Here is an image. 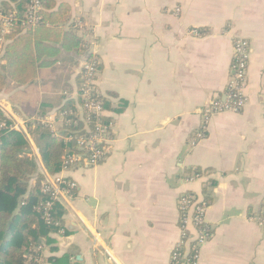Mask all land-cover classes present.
<instances>
[{
	"label": "crops",
	"instance_id": "crops-1",
	"mask_svg": "<svg viewBox=\"0 0 264 264\" xmlns=\"http://www.w3.org/2000/svg\"><path fill=\"white\" fill-rule=\"evenodd\" d=\"M65 1L71 11L61 26L82 38L85 54L63 52L30 83L10 82L0 92L8 117L41 113L59 130L53 114L74 88L83 57L100 66L110 152L95 166L62 172L76 188L44 256L68 255L69 264H169L181 237L179 198L193 191L208 198L204 225L211 230L195 264H264V0ZM236 38L247 42V103L213 115L208 136L191 141L207 103L222 98L232 78ZM25 133L28 156L45 178L36 139Z\"/></svg>",
	"mask_w": 264,
	"mask_h": 264
},
{
	"label": "trees",
	"instance_id": "trees-1",
	"mask_svg": "<svg viewBox=\"0 0 264 264\" xmlns=\"http://www.w3.org/2000/svg\"><path fill=\"white\" fill-rule=\"evenodd\" d=\"M29 3L30 0H0V10L9 16L10 22V31L4 35L5 43L0 52V92L7 90L10 82L13 86L30 83L37 77L40 68L53 66L63 52L78 59L87 51V45L74 30L61 26L70 14L69 2L42 0L36 12L37 22L24 24ZM84 61L94 62L95 70H99V63L92 56ZM82 75L79 70L74 88L66 89L68 94H63L57 109L59 112L65 111V119H71V123H63L56 134H53L50 126L38 119L27 123V132L36 139L43 166L50 175L60 172L63 155L87 153L77 147L74 139L84 133V126L69 112L76 111V105L83 108ZM95 88L98 89L96 84ZM91 97L102 100L104 109L108 111L107 102L101 93ZM92 116L94 121L99 118L102 123L112 122L107 114ZM37 118L44 119L41 113ZM11 122V118L0 109V264H69L68 255L55 257L44 256L42 253V246L53 243V234L59 233L63 227L65 205L62 199L51 198L42 191L45 178L37 174L39 166L36 159L28 156L29 145L25 134L10 129ZM2 123H5L4 127H1ZM34 173L37 179L29 185ZM200 175L205 174L201 172ZM185 193L202 198L193 191ZM47 201L51 202L48 217L38 209ZM202 201L209 202L207 197L202 198ZM181 225L180 216V228ZM203 228L210 236L211 230L206 225ZM179 241L173 249L185 253L193 261L191 257L196 252L193 243L187 249Z\"/></svg>",
	"mask_w": 264,
	"mask_h": 264
},
{
	"label": "built area",
	"instance_id": "built-area-1",
	"mask_svg": "<svg viewBox=\"0 0 264 264\" xmlns=\"http://www.w3.org/2000/svg\"><path fill=\"white\" fill-rule=\"evenodd\" d=\"M42 0H30V3L27 8L26 18L27 21L24 24H33L37 22V10L40 9ZM6 14L0 10V50L2 49L5 38L4 35L10 31V22ZM234 49V59H233V75L229 81L224 96L222 98H215L210 101L209 108L202 111V122L197 133V136H200V133L205 135V130L207 129V123L210 117L213 114H218L221 112L232 111L238 112L246 101V97L243 95L242 87L246 83V70L248 63V50L247 42L243 39L236 38L233 42ZM80 72L82 75V88H81V97L83 99V108L76 105V111L70 110L75 119H78L83 124V134L76 136V145L79 149L85 151L84 154L70 153L63 155V164L60 170V173L53 175H48L45 177V183L42 186V191L50 195L51 198L62 199V201H67L71 198L73 190L76 188L75 182L70 179V177L62 172H66L72 169L75 166L85 165L87 167L95 166L101 163L105 157L110 152V128L112 122L102 123L98 118L95 121L94 117H99L107 114V110L103 107V101L100 99H93L91 96L99 94L98 89L95 88L94 82L98 71L94 68V62H85L81 64ZM84 87V88H83ZM67 95V92H64ZM66 112H59L56 110L54 112L53 120L59 122L60 126L63 123H71V119H65ZM35 119L40 120V122L50 126L53 134H56L58 130L49 123V121L41 118L34 119H24L21 123L14 118H11L12 122L9 125L10 129L23 132L27 139L26 126L29 121ZM75 120H73L74 122ZM76 124V122H75ZM5 123L1 124V127H4ZM205 129V130H204ZM198 178L199 175L197 174ZM193 180V176L188 178ZM73 189V190H72ZM23 204V203H21ZM51 207V202L47 201L43 206L38 207L39 210H42L46 217L49 216L47 212ZM180 216H181V237L179 243H184L185 247L188 249L189 245L193 243L195 247V254L193 261H190V258L181 254L176 248L171 250L169 257V264H195V259L197 255V248L199 245L206 242L209 236L206 234L203 225L206 215V210L208 208V203L202 201V198L198 199L195 195L184 193L179 198L178 204ZM261 225L264 226V213L261 217H258ZM190 230V234L187 232ZM187 232V234H186Z\"/></svg>",
	"mask_w": 264,
	"mask_h": 264
},
{
	"label": "rangeland",
	"instance_id": "rangeland-1",
	"mask_svg": "<svg viewBox=\"0 0 264 264\" xmlns=\"http://www.w3.org/2000/svg\"><path fill=\"white\" fill-rule=\"evenodd\" d=\"M55 71L56 72H58V73H61L62 71H63V69L61 68V67H59V66H55ZM94 84H96L97 85V87H98V84H97V79H96V81L94 82ZM246 85L244 84V86L242 87V89L245 87ZM32 88V86L30 87V89ZM98 91L100 92V90H99V88H98ZM101 93V92H100ZM64 94V93H63ZM67 94H68V92H67ZM66 95V94H65ZM247 103V99H246V101H245V103H244V106H245V104ZM243 106V107H244ZM206 107H208L209 108V103H207V105H206ZM242 107V108H243ZM205 110H207V109H205L204 108V111ZM227 112V111H226ZM213 115H215V114H213ZM212 115V116H213ZM211 116V117H212ZM211 117H210V119L208 120V123H207V129H208V126H209V122H210V120H211ZM202 118H204V115H201V122H202ZM18 121V123H21V121L20 120H17ZM56 124L58 125V122H56ZM26 128H27V126H26ZM207 129L205 130V135H203L202 133H200V136L198 137L197 136V133H195V135L191 138V141H193V140H202V139H205L207 136H208V131H207ZM206 212H207V210H206ZM206 216V215H205ZM261 225V224H260ZM262 226V225H261ZM263 228H264V226H263ZM49 248V245H43L42 246V253L43 254H45V251L47 250ZM42 264V263H41Z\"/></svg>",
	"mask_w": 264,
	"mask_h": 264
},
{
	"label": "water",
	"instance_id": "water-1",
	"mask_svg": "<svg viewBox=\"0 0 264 264\" xmlns=\"http://www.w3.org/2000/svg\"><path fill=\"white\" fill-rule=\"evenodd\" d=\"M87 57H88V56H87V55H85V56L83 57V60H86V59H87Z\"/></svg>",
	"mask_w": 264,
	"mask_h": 264
}]
</instances>
